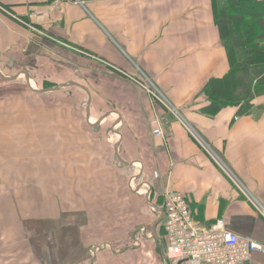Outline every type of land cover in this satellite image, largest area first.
I'll return each instance as SVG.
<instances>
[{
    "label": "crops",
    "instance_id": "crops-1",
    "mask_svg": "<svg viewBox=\"0 0 264 264\" xmlns=\"http://www.w3.org/2000/svg\"><path fill=\"white\" fill-rule=\"evenodd\" d=\"M213 3L0 0V264H191L166 257L170 193L200 227L224 219L263 246L247 264H264L263 216L130 79L158 88L264 207V94L247 104L223 83Z\"/></svg>",
    "mask_w": 264,
    "mask_h": 264
},
{
    "label": "built area",
    "instance_id": "built-area-1",
    "mask_svg": "<svg viewBox=\"0 0 264 264\" xmlns=\"http://www.w3.org/2000/svg\"><path fill=\"white\" fill-rule=\"evenodd\" d=\"M87 56L96 59L88 54ZM130 79L184 126L214 164L264 218V207L249 195L236 175L183 119L160 90L145 77ZM153 125L157 127L153 135L160 136L162 131L158 127L159 121H154ZM164 233L166 257L174 263L188 261L191 264H247L252 254L263 250V246L257 242L239 237L228 230L224 219L217 220L208 229L200 227L191 215L187 199L179 193H170L164 201Z\"/></svg>",
    "mask_w": 264,
    "mask_h": 264
},
{
    "label": "trees",
    "instance_id": "trees-1",
    "mask_svg": "<svg viewBox=\"0 0 264 264\" xmlns=\"http://www.w3.org/2000/svg\"><path fill=\"white\" fill-rule=\"evenodd\" d=\"M214 0L213 8L222 42L232 68L223 82L241 84L245 103L264 94V0ZM223 105H241L227 92Z\"/></svg>",
    "mask_w": 264,
    "mask_h": 264
},
{
    "label": "rangeland",
    "instance_id": "rangeland-1",
    "mask_svg": "<svg viewBox=\"0 0 264 264\" xmlns=\"http://www.w3.org/2000/svg\"><path fill=\"white\" fill-rule=\"evenodd\" d=\"M2 85H6V84H4V83H2L1 81H0V86H2ZM7 86V85H6Z\"/></svg>",
    "mask_w": 264,
    "mask_h": 264
}]
</instances>
